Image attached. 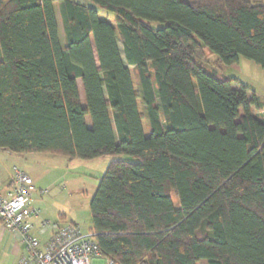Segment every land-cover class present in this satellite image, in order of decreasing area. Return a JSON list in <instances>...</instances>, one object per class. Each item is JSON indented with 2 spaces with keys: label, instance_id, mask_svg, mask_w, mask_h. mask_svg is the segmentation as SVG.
Segmentation results:
<instances>
[{
  "label": "trees",
  "instance_id": "trees-1",
  "mask_svg": "<svg viewBox=\"0 0 264 264\" xmlns=\"http://www.w3.org/2000/svg\"><path fill=\"white\" fill-rule=\"evenodd\" d=\"M90 1L116 24L73 0H0V150L133 157L90 201L105 257L264 264V97L222 72L264 70V0Z\"/></svg>",
  "mask_w": 264,
  "mask_h": 264
},
{
  "label": "rangeland",
  "instance_id": "rangeland-1",
  "mask_svg": "<svg viewBox=\"0 0 264 264\" xmlns=\"http://www.w3.org/2000/svg\"><path fill=\"white\" fill-rule=\"evenodd\" d=\"M94 7L101 19L116 24V14L109 12L90 0H73ZM60 37L64 41L59 4L55 2ZM153 25H157L154 23ZM122 51V43L119 40ZM197 61L207 69L217 67V56L208 49L196 53ZM222 72L253 89L257 95L264 97V70L254 61L240 57L239 62L231 66H222ZM80 95L84 100L82 84ZM6 162V176L12 180L16 169L27 173L33 180L32 198L41 209L42 216L52 221L76 223L84 234L92 228L90 201L95 193L100 178L108 164L113 160H134L123 154L106 155L93 159L70 160L64 155L51 153H11ZM172 200L178 204V197L171 193ZM65 223V224H66ZM92 264H105V258L93 259ZM204 264V263H201Z\"/></svg>",
  "mask_w": 264,
  "mask_h": 264
},
{
  "label": "built area",
  "instance_id": "built-area-1",
  "mask_svg": "<svg viewBox=\"0 0 264 264\" xmlns=\"http://www.w3.org/2000/svg\"><path fill=\"white\" fill-rule=\"evenodd\" d=\"M33 189L32 178L17 169L10 185L0 187V220L5 228L20 234L27 251L19 264H92L102 257L105 264H123L103 256L93 234H84L77 224L42 218Z\"/></svg>",
  "mask_w": 264,
  "mask_h": 264
},
{
  "label": "crops",
  "instance_id": "crops-1",
  "mask_svg": "<svg viewBox=\"0 0 264 264\" xmlns=\"http://www.w3.org/2000/svg\"><path fill=\"white\" fill-rule=\"evenodd\" d=\"M55 5L56 4L54 3L55 12H57ZM79 90H80V86H79ZM10 155L11 152L5 149L0 150V187L3 189L8 187L10 183L13 181L10 177L6 176V170H5L6 162L8 159H10L11 157ZM41 217L45 218V216L42 215ZM35 222L36 225L38 226L39 220L37 219ZM66 222H72V221H66V219H63L58 223L65 224ZM26 255H27V251L21 240L20 234L17 231L9 230L5 228L0 220V264H19L20 260Z\"/></svg>",
  "mask_w": 264,
  "mask_h": 264
}]
</instances>
